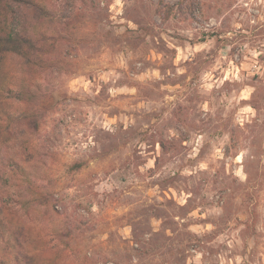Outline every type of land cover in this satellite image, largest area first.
Listing matches in <instances>:
<instances>
[{
	"label": "rangeland",
	"instance_id": "obj_1",
	"mask_svg": "<svg viewBox=\"0 0 264 264\" xmlns=\"http://www.w3.org/2000/svg\"><path fill=\"white\" fill-rule=\"evenodd\" d=\"M39 1L76 28L32 68L36 132L0 62V264H264V0Z\"/></svg>",
	"mask_w": 264,
	"mask_h": 264
},
{
	"label": "trees",
	"instance_id": "obj_2",
	"mask_svg": "<svg viewBox=\"0 0 264 264\" xmlns=\"http://www.w3.org/2000/svg\"><path fill=\"white\" fill-rule=\"evenodd\" d=\"M74 13L76 7L49 6L39 0H0V62L7 56L21 59L23 64L20 71L30 78L31 83V86L22 83L18 89L8 88L5 91L9 98L25 104L16 116L6 114L8 122L21 120L28 128L38 131L44 112L42 106L45 108V97L32 68L41 65L40 59L48 52L47 47L44 48L45 39L51 38L49 43L55 44V37H59L57 29L76 28V22L72 20ZM3 116L5 115L0 114V121L5 118ZM22 160H14L10 164V169L16 176V185L21 188L19 195L22 206H48L51 203L50 196L39 189L32 176L33 169L22 163ZM2 162L0 156L1 165ZM80 165V162H76L71 167L78 168ZM12 263L31 264L30 256L25 251L16 249Z\"/></svg>",
	"mask_w": 264,
	"mask_h": 264
}]
</instances>
